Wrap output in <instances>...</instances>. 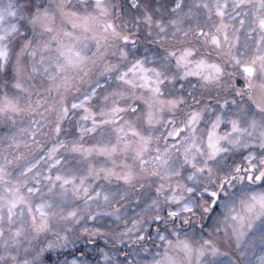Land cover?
<instances>
[{
	"label": "snow or ice",
	"instance_id": "obj_1",
	"mask_svg": "<svg viewBox=\"0 0 264 264\" xmlns=\"http://www.w3.org/2000/svg\"><path fill=\"white\" fill-rule=\"evenodd\" d=\"M0 264H264V0H0Z\"/></svg>",
	"mask_w": 264,
	"mask_h": 264
}]
</instances>
